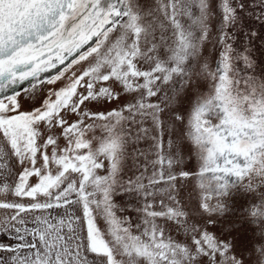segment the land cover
<instances>
[{"label": "snow or ice", "instance_id": "6c2138e0", "mask_svg": "<svg viewBox=\"0 0 264 264\" xmlns=\"http://www.w3.org/2000/svg\"><path fill=\"white\" fill-rule=\"evenodd\" d=\"M0 264H264V0H0Z\"/></svg>", "mask_w": 264, "mask_h": 264}, {"label": "rangeland", "instance_id": "374dc122", "mask_svg": "<svg viewBox=\"0 0 264 264\" xmlns=\"http://www.w3.org/2000/svg\"><path fill=\"white\" fill-rule=\"evenodd\" d=\"M55 72H56V70H52L51 72H49V73H45V74H43V75L45 76V78H47V77H49V76H51V75H54ZM25 86H27V85H25ZM57 86H58V85H57ZM51 87H54V86L45 84V85H44V90L47 91V89H48V88H51ZM21 91H22V89H21ZM142 146H143V147H146L147 145L145 144V145H142Z\"/></svg>", "mask_w": 264, "mask_h": 264}]
</instances>
